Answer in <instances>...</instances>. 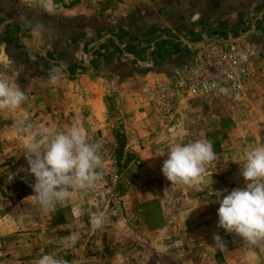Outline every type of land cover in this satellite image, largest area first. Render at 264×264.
<instances>
[{"label":"rangeland","instance_id":"obj_1","mask_svg":"<svg viewBox=\"0 0 264 264\" xmlns=\"http://www.w3.org/2000/svg\"><path fill=\"white\" fill-rule=\"evenodd\" d=\"M225 89L217 97L212 94L175 105L168 120L155 113L162 126L140 137L128 138L122 131L123 118L109 98L104 100L102 118L112 124L110 131H103L100 121L84 110L74 121L73 111L65 109L60 115L46 104L36 106V102L28 111L20 107L0 115V264H36L43 254L67 264H264V246H248L217 226L219 202L215 192L191 194L166 177L144 173L153 171L154 164L145 163V158L158 154L161 140L167 151L177 143L208 140L215 152L217 142H223L219 151L228 163L225 177L215 173L210 177L224 187L223 196L245 186L241 164L236 161L246 151L262 146H249L248 142L258 144L264 139V94L232 95ZM25 118L33 125L30 133L19 127L18 122ZM12 123L19 129L17 137H23V145L16 148L5 145L16 137L15 131L1 130L4 124L10 127ZM69 126L84 128L89 142L102 145L101 179L95 188L73 189L66 205L43 210L33 203L34 177L28 171L25 145L38 128L56 132ZM12 172L16 175L9 181ZM96 214L106 216L107 222L93 229L90 217ZM160 220L171 221L168 231H178L171 233L176 238L164 244L166 248L155 250L154 225ZM214 233L223 239L222 249L215 246ZM70 234L78 235L74 245L62 240Z\"/></svg>","mask_w":264,"mask_h":264},{"label":"crops","instance_id":"obj_2","mask_svg":"<svg viewBox=\"0 0 264 264\" xmlns=\"http://www.w3.org/2000/svg\"><path fill=\"white\" fill-rule=\"evenodd\" d=\"M71 1L53 0L55 12L48 13L42 0H0V77L25 92L28 99L21 107L26 111L36 102L60 115L69 109L77 121L75 116L84 110L100 121L103 131H110L112 124L102 118L104 100L109 98L123 118L122 131L128 138L140 137L162 126L150 107L154 88L175 83L177 68L190 61L195 44L205 39L246 49L251 84L244 93L264 94V0ZM54 66L62 71L52 85L49 71ZM221 89L225 87L219 86L209 95L217 97ZM192 99H175L173 107ZM8 112L11 110L0 111V115ZM1 130L16 133L5 145H23L13 123L10 127L4 124ZM161 141L158 154L145 158V163L154 164L153 171L144 173L163 179L167 145ZM248 143L264 145V139ZM219 145L222 148L223 142H217V159L205 166L192 186L181 185L182 190L215 192L217 199L223 197L224 187L210 178L211 173L225 177L228 168ZM170 223L160 220L154 225L155 250H163L164 244L176 238L171 233L178 230L168 231Z\"/></svg>","mask_w":264,"mask_h":264},{"label":"clouds","instance_id":"obj_3","mask_svg":"<svg viewBox=\"0 0 264 264\" xmlns=\"http://www.w3.org/2000/svg\"><path fill=\"white\" fill-rule=\"evenodd\" d=\"M42 6L48 13H54L53 0H42ZM61 68L53 67L49 71V82L55 85L61 76ZM221 91H226L221 89ZM21 88L0 77V111L15 110L27 100ZM22 131L31 132L33 125L22 119L18 122ZM99 142H89L87 131L79 126H69L63 130L51 132L38 128L25 145L24 155L28 171L34 177L33 203L43 210L64 206L73 189L85 190L96 187L101 179L99 169L104 162ZM217 159L211 141L197 140L190 143H177L167 151L161 171L171 184L192 186L206 170L205 166ZM241 174L245 186L231 190L223 198H218V227L227 233H234L242 241L253 247L264 246V145L246 151L240 160ZM16 173H10L8 180ZM107 217L96 214L90 217L93 229L101 228ZM78 235L63 237L65 244L74 245ZM215 246L225 247L220 235L213 234ZM36 264H67L51 254H43Z\"/></svg>","mask_w":264,"mask_h":264},{"label":"built area","instance_id":"obj_4","mask_svg":"<svg viewBox=\"0 0 264 264\" xmlns=\"http://www.w3.org/2000/svg\"><path fill=\"white\" fill-rule=\"evenodd\" d=\"M248 55L244 48H228L212 39L199 41L193 47L190 61L177 68L175 83L154 88L151 108L160 118L168 120L174 100L180 97H205L219 86L233 92L248 90L251 84L246 68Z\"/></svg>","mask_w":264,"mask_h":264}]
</instances>
